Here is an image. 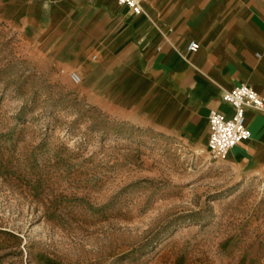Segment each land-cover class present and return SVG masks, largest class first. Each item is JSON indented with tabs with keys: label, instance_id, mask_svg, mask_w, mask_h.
Returning a JSON list of instances; mask_svg holds the SVG:
<instances>
[{
	"label": "rangeland",
	"instance_id": "obj_1",
	"mask_svg": "<svg viewBox=\"0 0 264 264\" xmlns=\"http://www.w3.org/2000/svg\"><path fill=\"white\" fill-rule=\"evenodd\" d=\"M40 55L0 21V264H264L262 179L109 115Z\"/></svg>",
	"mask_w": 264,
	"mask_h": 264
},
{
	"label": "crops",
	"instance_id": "obj_2",
	"mask_svg": "<svg viewBox=\"0 0 264 264\" xmlns=\"http://www.w3.org/2000/svg\"><path fill=\"white\" fill-rule=\"evenodd\" d=\"M0 21L30 37L41 60L109 115L207 147L209 113L224 91L250 84L264 98V0H0ZM199 43L196 51L188 44ZM252 136L223 160L264 181V111L246 110Z\"/></svg>",
	"mask_w": 264,
	"mask_h": 264
},
{
	"label": "built area",
	"instance_id": "obj_3",
	"mask_svg": "<svg viewBox=\"0 0 264 264\" xmlns=\"http://www.w3.org/2000/svg\"><path fill=\"white\" fill-rule=\"evenodd\" d=\"M132 13L143 12L144 0H118ZM199 43L192 40L188 44L189 51H196ZM71 80L79 84L82 76L77 71L70 74ZM222 100L233 108V115L227 116L224 113L212 110L209 113V137L207 150L214 158L224 159L230 150L241 142L251 138V130L246 124V110L252 108L264 111V98L248 83H241L222 94Z\"/></svg>",
	"mask_w": 264,
	"mask_h": 264
}]
</instances>
